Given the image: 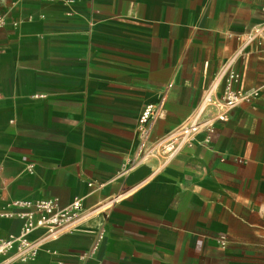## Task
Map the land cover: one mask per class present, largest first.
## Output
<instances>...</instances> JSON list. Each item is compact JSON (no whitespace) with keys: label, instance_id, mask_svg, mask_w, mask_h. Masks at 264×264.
<instances>
[{"label":"crops","instance_id":"crops-1","mask_svg":"<svg viewBox=\"0 0 264 264\" xmlns=\"http://www.w3.org/2000/svg\"><path fill=\"white\" fill-rule=\"evenodd\" d=\"M0 1V208L84 205L15 264H264V37L236 63L258 95L209 144L126 166L144 106L164 100L152 140L180 126L264 25V0ZM21 224L0 219L1 236Z\"/></svg>","mask_w":264,"mask_h":264},{"label":"built area","instance_id":"built-area-1","mask_svg":"<svg viewBox=\"0 0 264 264\" xmlns=\"http://www.w3.org/2000/svg\"><path fill=\"white\" fill-rule=\"evenodd\" d=\"M5 23L1 10L0 27ZM264 37V25H257L241 40L239 47L232 52L221 66L213 82L204 92L200 102L186 120L166 135L152 140V128L164 110V100L144 106L137 125V146L130 156L127 170L144 163L152 157L161 159L162 168L170 162L185 146H193L198 135L204 133V144H209L218 121H227L231 112L242 101L250 100L258 92L249 94L239 88L240 73L236 69L237 61L243 57L247 47L258 38ZM224 83L221 96L217 93ZM83 200L75 198L68 206H61L58 198L37 201H16L12 209L0 208V219L18 218L22 220L20 231L3 237L0 234V264L28 263L38 254L44 243L57 237L61 232L74 228L81 217ZM39 232L38 238L32 235ZM218 241L226 246L227 238L220 235Z\"/></svg>","mask_w":264,"mask_h":264}]
</instances>
